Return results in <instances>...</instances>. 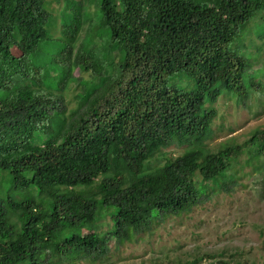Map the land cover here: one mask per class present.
I'll return each instance as SVG.
<instances>
[{
    "label": "trees",
    "instance_id": "1",
    "mask_svg": "<svg viewBox=\"0 0 264 264\" xmlns=\"http://www.w3.org/2000/svg\"><path fill=\"white\" fill-rule=\"evenodd\" d=\"M47 1L0 0V170L40 197L0 198V264L102 255L111 239L225 189L238 155L264 157V129L243 148L204 143L218 87L245 91L232 45L256 16L264 23V0H49L55 13ZM76 70L90 80L66 111L61 91ZM178 73L192 90L166 86ZM174 142L186 149L164 154Z\"/></svg>",
    "mask_w": 264,
    "mask_h": 264
},
{
    "label": "rangeland",
    "instance_id": "2",
    "mask_svg": "<svg viewBox=\"0 0 264 264\" xmlns=\"http://www.w3.org/2000/svg\"><path fill=\"white\" fill-rule=\"evenodd\" d=\"M49 2L45 8L55 13L60 5L52 2L49 6ZM61 25L68 30L67 22ZM58 29L54 18L50 31L62 36ZM232 49L246 60L245 91L229 94L218 87L217 117L212 134L204 141L214 153L226 145L243 148L254 131L264 129V23L259 15L242 29ZM81 79L90 80L88 74L76 70L71 85L61 91L66 111L76 104ZM166 86L188 91L194 81L178 73L167 79ZM210 102L206 94L205 109L212 107ZM185 149L174 142L162 152L176 157ZM247 157L243 153L233 162V183L208 191L191 210L157 220L150 231L128 241L111 239L102 255L61 264H264V157ZM7 197L14 201L40 198L35 192L14 189L10 174L0 170V198ZM108 227L109 222H103L98 229Z\"/></svg>",
    "mask_w": 264,
    "mask_h": 264
}]
</instances>
